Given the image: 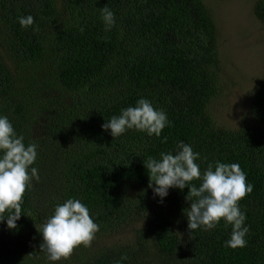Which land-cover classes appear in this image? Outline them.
Returning <instances> with one entry per match:
<instances>
[{
    "label": "trees",
    "instance_id": "1",
    "mask_svg": "<svg viewBox=\"0 0 264 264\" xmlns=\"http://www.w3.org/2000/svg\"><path fill=\"white\" fill-rule=\"evenodd\" d=\"M252 3L264 25V0ZM104 6L116 17L110 31ZM29 14L34 25L24 29L18 18ZM218 38L204 0H0V114L38 145L40 176L26 189L18 227L0 223L9 245L0 264H49L36 225L68 198L89 208L99 231L56 264H264V74L248 103L256 123L246 115L238 128L221 125L211 110L224 85ZM141 97L171 121L160 138L102 129ZM180 140L201 154L202 172L219 160L247 174L253 191L239 201L246 247H225L232 229L223 220L211 231L188 229L187 187L171 188L163 203L154 197L144 162ZM111 234L122 239L93 246Z\"/></svg>",
    "mask_w": 264,
    "mask_h": 264
},
{
    "label": "clouds",
    "instance_id": "2",
    "mask_svg": "<svg viewBox=\"0 0 264 264\" xmlns=\"http://www.w3.org/2000/svg\"><path fill=\"white\" fill-rule=\"evenodd\" d=\"M100 17L105 31L116 26L115 14L109 7L100 9ZM18 22L22 28L28 29L34 25V17L30 14L21 16ZM80 31L83 32L84 28L81 27ZM249 112L252 113L250 107ZM170 126L167 113L141 97L134 107L122 108L120 115L112 116L101 127L113 138L131 129L160 138L163 129ZM24 140L9 117L0 114V223L6 222L10 229L18 227L26 189L33 179L40 180L38 168L32 166L38 157V145L34 142L26 145ZM166 141L167 137H164L161 142ZM197 161L203 162L201 154L183 140L178 141L173 151L161 152L159 159L148 157L144 162L149 175L148 187L154 197H159L160 203L171 188L182 191L187 187L185 200L190 202V206L184 214L188 229L192 232L197 229L211 231L223 220L225 226L231 225L232 229L225 247H246L245 237L250 228L245 223L247 216L241 211L239 201L253 191V185L247 182V174L239 163L219 160L209 162L202 172ZM194 180L200 181L199 186L192 183ZM36 228L42 238L41 252L46 254L49 264L68 259L80 245L91 246L99 231L89 208L76 198L55 204L52 214ZM126 259V256L121 257L122 261Z\"/></svg>",
    "mask_w": 264,
    "mask_h": 264
},
{
    "label": "rangeland",
    "instance_id": "3",
    "mask_svg": "<svg viewBox=\"0 0 264 264\" xmlns=\"http://www.w3.org/2000/svg\"><path fill=\"white\" fill-rule=\"evenodd\" d=\"M253 1L204 0L214 14L219 30L220 80L224 82L222 95L213 101L211 110L221 125L233 128L243 124L246 115L245 121L256 123L248 103L253 86L264 74V25L253 14ZM120 238L121 235L111 234L93 246H106ZM4 247L8 249L9 245L6 246L0 237V254L3 256L7 255Z\"/></svg>",
    "mask_w": 264,
    "mask_h": 264
}]
</instances>
